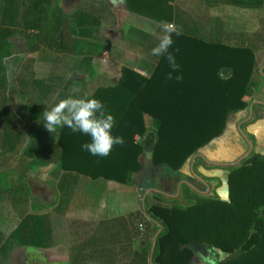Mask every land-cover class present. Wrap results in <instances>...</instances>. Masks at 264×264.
Returning <instances> with one entry per match:
<instances>
[{
	"label": "crops",
	"instance_id": "0c3cea01",
	"mask_svg": "<svg viewBox=\"0 0 264 264\" xmlns=\"http://www.w3.org/2000/svg\"><path fill=\"white\" fill-rule=\"evenodd\" d=\"M162 23L203 42L254 44L246 107L233 114H248L242 124L257 116L256 105L264 109V0H0V247L7 260L26 262L33 246L43 254L39 260L33 252L36 264H153L162 226L147 204L182 202L184 188L228 201L226 168L236 158L223 149L211 154L204 146L167 177L144 147L140 169L120 183L62 169V129L49 134L43 127L42 112L61 99L116 87L124 70L148 78L161 58L149 53ZM246 126L256 144L264 141V119ZM7 160L22 168H8Z\"/></svg>",
	"mask_w": 264,
	"mask_h": 264
},
{
	"label": "trees",
	"instance_id": "16d2710c",
	"mask_svg": "<svg viewBox=\"0 0 264 264\" xmlns=\"http://www.w3.org/2000/svg\"><path fill=\"white\" fill-rule=\"evenodd\" d=\"M172 39L169 51L179 65L173 76L182 75V82L166 79L171 68L163 56L148 78L124 70L118 86L101 89L90 98L101 101L113 115L112 135L123 137L125 143L115 145L106 158L92 156L81 147L90 138L65 127L58 139L62 169L125 183L140 169L146 147L151 149L153 165L178 170L223 133L230 114L246 107L244 96L255 59L250 48L185 35L173 34ZM226 170L228 201L214 191L205 197L184 188V202L147 204L150 217L162 226L153 264H191L193 245L222 250L226 257L221 264H264V156L252 149Z\"/></svg>",
	"mask_w": 264,
	"mask_h": 264
},
{
	"label": "clouds",
	"instance_id": "9594fccd",
	"mask_svg": "<svg viewBox=\"0 0 264 264\" xmlns=\"http://www.w3.org/2000/svg\"><path fill=\"white\" fill-rule=\"evenodd\" d=\"M113 6H119L124 0H111ZM161 34L158 37V43L150 50L153 57L163 56L171 71L166 75L167 80L175 79L176 82H182V75L173 73L179 71V65L176 63L175 56L169 51L173 45L172 35L182 34V28L174 23H162L160 25ZM150 31V29H146ZM178 52L179 49H176ZM149 75L147 72L144 73ZM75 91V90H73ZM43 127L49 132H57L58 129L68 128L72 133H80L90 138V142L82 144V149L86 150L92 156L101 158L108 157L115 145H123L124 138L113 136L112 130L116 124L113 115L106 112L101 101L85 96L83 98H74L69 96L59 100L50 109L42 112ZM195 258L199 264H221L226 257V253L209 246L204 248L203 252H194Z\"/></svg>",
	"mask_w": 264,
	"mask_h": 264
},
{
	"label": "rangeland",
	"instance_id": "374dc122",
	"mask_svg": "<svg viewBox=\"0 0 264 264\" xmlns=\"http://www.w3.org/2000/svg\"><path fill=\"white\" fill-rule=\"evenodd\" d=\"M262 41L264 42V39ZM234 44L236 45V43H234ZM253 46H254V44L250 45V48L253 47ZM253 48L254 49L251 48V50H256L255 47H253ZM261 63L264 64V61H261ZM260 88L264 91V82L261 83ZM261 99H262V101H264V96L263 95H262ZM262 108L263 107H261V105H259V104L256 105V107H254L253 110L257 111V116L255 115L256 117H254V118L252 116L251 120L243 122L242 124H238V123H240L241 121H245L247 119L248 114H246V112H241V114H239V115L238 114H231V116H228L229 126L230 127L228 129H226V127H225V130H224L225 132L223 131L224 133H222L216 139L212 140L211 143L207 144L204 149H209L210 148L209 151H211V154H214L215 153L214 151H220L222 149L225 150V152H227L228 157L236 158L235 163L233 162V165H231V166L237 165L243 158H245L249 154V152L252 149L255 152L256 151L257 152L260 151L261 153L264 154V141L263 142L262 141L261 142L258 141V143L256 144V140H255L254 135L246 132V127H247L246 125L250 121H253V123H254V122L262 121L264 119V109H262ZM28 121H29V119L27 120V122ZM0 123H3V122H0ZM260 129L262 130L264 128H260ZM27 135H29V134H27ZM28 139H30V135L28 136ZM252 140H253V142H252ZM2 142H3V137H2V135L0 133V143H2ZM247 145H250V151L249 150L247 151ZM239 158L240 159L242 158V159L239 160ZM4 159H5V153H4V151L2 152V150L0 149V170L2 168H4L1 165L2 164L1 162H3ZM6 162L9 164V165H7L8 168H14V169L22 168V167H17V166L12 165V163H9L8 160ZM231 166L229 165V167H231ZM158 169H162V171L165 173V175L167 174V177H168V175L170 173H172L173 171H176V170H171L170 168H168L166 166H159ZM27 176H28L27 172L23 171V174L21 172L20 178H21V182L22 183L26 182L25 179H26ZM4 177H6V176L3 175L2 172H0L1 180ZM157 180L158 181L161 180L158 175H157ZM162 180H165V179H162ZM3 183L6 184V182H4V181H3ZM33 186H34V184L30 185V191H31V194L34 196L36 194V192H35V188ZM13 194H14V192H12L10 195H13ZM32 198H34V197H32ZM30 202H31V204H32V206H33V208L35 210V208L38 207L36 205L37 204L36 201H34L33 199H30ZM28 220H29V218L27 217V221ZM28 225H29V223H28ZM27 234H29V233L27 232ZM2 235H3V232L0 229V238L2 237ZM33 248H34L33 246L31 248L30 247H26L27 251L31 252L32 254L28 253V255H30L29 256L30 258L25 256L27 260H26V262H24V261H22V259H24V258H22L19 261L18 260H10V261L7 260L6 259L7 256L5 257V255L3 253H1V247H0V264H36L33 252H35V254L37 255L36 259H39V260L43 259L42 258L43 254L40 253V255H39V253L37 251H35ZM192 250H193V253L196 252V251L203 252L204 251V247L201 246V245H193L192 246ZM12 257H13V259H15L14 256H12ZM39 264H43V263L39 262ZM47 264H49V263H47ZM191 264H199V262L195 258V256H193V261H192Z\"/></svg>",
	"mask_w": 264,
	"mask_h": 264
},
{
	"label": "water",
	"instance_id": "95a60500",
	"mask_svg": "<svg viewBox=\"0 0 264 264\" xmlns=\"http://www.w3.org/2000/svg\"><path fill=\"white\" fill-rule=\"evenodd\" d=\"M225 74H226V70H223L222 72H221V76L223 77V76H225ZM260 155H262V156H264V154H260ZM147 157H151L150 156V153H147Z\"/></svg>",
	"mask_w": 264,
	"mask_h": 264
},
{
	"label": "built area",
	"instance_id": "2783aa9c",
	"mask_svg": "<svg viewBox=\"0 0 264 264\" xmlns=\"http://www.w3.org/2000/svg\"><path fill=\"white\" fill-rule=\"evenodd\" d=\"M138 230H139L140 232L143 231V225H142V224H139Z\"/></svg>",
	"mask_w": 264,
	"mask_h": 264
}]
</instances>
